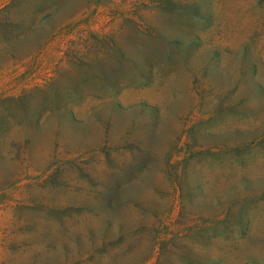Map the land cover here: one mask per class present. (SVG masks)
Wrapping results in <instances>:
<instances>
[{"label":"rangeland","instance_id":"1","mask_svg":"<svg viewBox=\"0 0 264 264\" xmlns=\"http://www.w3.org/2000/svg\"><path fill=\"white\" fill-rule=\"evenodd\" d=\"M0 264H264V0H0Z\"/></svg>","mask_w":264,"mask_h":264},{"label":"trees","instance_id":"2","mask_svg":"<svg viewBox=\"0 0 264 264\" xmlns=\"http://www.w3.org/2000/svg\"><path fill=\"white\" fill-rule=\"evenodd\" d=\"M196 4L199 5L198 3H196ZM199 7H200V5H199ZM200 18H202V15H200ZM188 143H189V141H188ZM188 143H186L185 148H186V151L187 150L190 151V153H189L190 157L197 156V154H198V152L196 151L197 149H194L193 147L189 146ZM233 146H234V144H233ZM233 146H221L219 150L221 151V150H223V148H225V150H229L230 152H235V150L238 151V149H236V147L234 149H232ZM231 156H234V155H231ZM189 158L188 159L186 158L187 160L185 161V165L180 170L178 168L175 170V165H172L171 163H169L170 164V176L173 179V181L177 187H179V183L177 182L176 177L179 178L180 175L185 176L186 174L189 173V170H191V165L189 163L191 160ZM240 159L241 158H239L238 160H240ZM240 161H242V160H240ZM181 204L183 205V203H181Z\"/></svg>","mask_w":264,"mask_h":264}]
</instances>
